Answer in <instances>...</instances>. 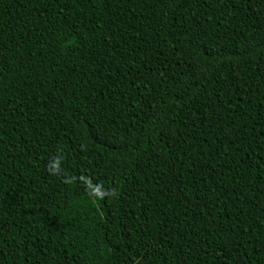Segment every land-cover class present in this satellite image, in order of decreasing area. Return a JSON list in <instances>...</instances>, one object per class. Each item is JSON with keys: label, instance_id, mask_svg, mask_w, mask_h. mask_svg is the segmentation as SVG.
Here are the masks:
<instances>
[{"label": "trees", "instance_id": "obj_1", "mask_svg": "<svg viewBox=\"0 0 264 264\" xmlns=\"http://www.w3.org/2000/svg\"><path fill=\"white\" fill-rule=\"evenodd\" d=\"M0 264H264V0H0Z\"/></svg>", "mask_w": 264, "mask_h": 264}]
</instances>
